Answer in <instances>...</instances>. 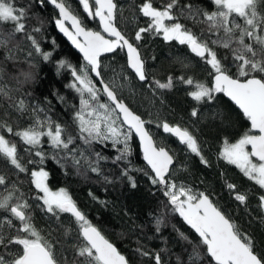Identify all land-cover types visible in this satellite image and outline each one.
Wrapping results in <instances>:
<instances>
[{"label": "trees", "instance_id": "obj_1", "mask_svg": "<svg viewBox=\"0 0 264 264\" xmlns=\"http://www.w3.org/2000/svg\"><path fill=\"white\" fill-rule=\"evenodd\" d=\"M68 2L84 19L87 27L98 30L96 21L87 18L78 0ZM114 2L119 8L116 25L138 47L150 79L154 77L164 82L169 75L184 76L211 87V76L206 65L186 45L164 41L162 35L155 33H143L142 40L135 41V32L146 26L147 18L139 12V6L147 0ZM152 2L160 8L167 0ZM14 3L16 7L26 9L27 19L24 22L27 34L38 40L42 52L51 55L48 60H44L25 34H15L12 24L0 23V122L7 121L18 129L27 127L33 116L50 118L54 124L58 123L65 129V135L71 134L76 138V143L70 145V148H79L93 165L96 164V153L107 157L99 161V174L90 170L79 153L80 166L74 167L71 159L63 165L55 159H47L43 167L49 173V187L53 191L61 188L68 191L89 222L126 257L129 264H154L151 257L141 256L137 249L159 253L163 264H177V257L180 258V264H191L189 255L193 246L199 244V238L172 210L168 198L163 194V186L152 183L150 177L153 175L142 163L135 139L130 141L131 155L114 162L119 152L110 142L89 146L78 138V123L74 117L79 110L80 96L69 85L73 79L71 70L84 68L85 64L55 32L54 9L45 1L41 4L40 0H14ZM179 3L209 12L215 10L211 0H179ZM174 11L179 15L182 25L197 36L204 33V39L217 52L218 58L225 65H231V72L235 74L231 52L211 45V39H216V36L207 32L206 23L198 22L203 17L193 19L187 14V9L184 14H180L179 6ZM36 28L39 31H34ZM61 61L71 65V69L60 68ZM100 71L103 81L113 88L126 105L144 120L153 121L146 127L156 142L174 158L170 168L171 182L190 188L194 193L203 192L208 195L215 206L237 225L239 231L254 241L256 254L264 256V209L260 207L264 189L245 177L235 165L219 157L224 139L233 143L245 132H249L246 119L221 94H215L214 99L203 103L193 101L187 93L194 88L179 82L171 90H156L153 94L149 87L126 68L121 50L101 57ZM89 78L100 89L90 71ZM99 95L100 102L107 103L101 91ZM21 100L28 109L24 113L16 108ZM194 107L198 110V117L190 115ZM165 121L170 125L187 128L195 136L207 165L174 136L160 131L156 124ZM4 134L10 140L16 139ZM44 147L51 154L47 143ZM19 151L27 159L23 145H20ZM27 167L34 168L33 165ZM125 172L127 175H124ZM0 174L7 176L8 189L15 183L19 189L16 195L21 192L25 194L24 199L31 204L30 213L34 225L53 245L61 264H74L81 259L76 255V248L82 238L78 235L79 229L74 218L65 213L61 214L60 220H56L38 207L42 202L34 199L37 192L29 182L30 176L16 174L3 160H0ZM133 182L135 187H132ZM227 183L236 186L233 193L229 192ZM236 193L246 195V204L235 200ZM7 195L5 186H0V197ZM5 217L7 214L0 211V223H3ZM158 218L162 220L159 226L156 224ZM200 248L203 249V246L200 245ZM6 251L0 247V252ZM201 256L204 261L210 260L203 251Z\"/></svg>", "mask_w": 264, "mask_h": 264}, {"label": "snow or ice", "instance_id": "obj_2", "mask_svg": "<svg viewBox=\"0 0 264 264\" xmlns=\"http://www.w3.org/2000/svg\"><path fill=\"white\" fill-rule=\"evenodd\" d=\"M211 2L215 10L209 12L190 4L180 5L179 0H167L160 8L155 7L152 0H147L139 6V12L147 18L146 26L140 27L134 36L135 41H140L143 33H155L162 35L164 41L186 45L206 65L212 77V86L208 87L184 76L169 75L164 82L154 77L150 79L138 47L116 25L119 8L114 0H78V5L87 14V18L98 20L100 30L87 27L68 0H48L58 10L56 27L82 53L85 61L84 68L71 70L75 83L69 85L80 96L79 110L74 117V121L78 123V138L89 146L93 143L110 142L119 152L114 162L131 155L130 141L133 136L139 139L143 158L154 173L150 177L152 183L163 186V194L168 198L172 210L199 237V244L193 246L189 255L191 264H197L198 261L201 264H264V256L255 252L254 241L242 234L208 195L203 192L194 193L190 188L171 182L170 167L174 158L165 147L156 142L146 127L153 121L144 120L126 105L113 88L103 81L100 71L101 57L104 54L126 50V67L153 94L156 90H171L179 82L194 88L187 94L197 103L214 99L216 93L228 97L250 122V131L245 132L234 143L224 139L219 157L228 164L235 165L245 177L264 189V0ZM40 3L43 4L44 0H40ZM178 6L180 14H184L187 9V14L193 19L203 17L198 22L206 23L207 32L216 36V39H211V45L231 52L235 74L231 72V65H225L218 58L217 52L204 39L203 32L197 36L179 22V15L174 11ZM26 19V9L16 7L14 0H0V23H10L13 25V33L25 34L35 51L41 53L44 60H48L51 54L42 52L38 40L27 34L24 22ZM34 31H39V28ZM59 67L71 69V65L65 61H61ZM89 71L101 78L103 94L110 103L100 102V89L89 78ZM16 108L21 113L28 110L23 100L19 101ZM190 115L198 117V110L194 107ZM156 126L162 128L164 133L178 138L181 144L200 157L202 163L208 164L201 154L197 139L187 128L170 125L166 121L157 123ZM4 133L16 139L10 140ZM45 143L51 154L45 150ZM75 143L76 138L71 134L65 135V129L58 123L54 124L50 118L33 116L27 127L18 129L7 121L0 122V160L10 165L16 174L30 176L29 182L37 192L34 199L42 202L38 207L56 220H60L61 214H70L78 225V235L82 240L76 248V255L81 259L74 264H129L126 257L89 222L68 191L64 188L53 191L49 187V173L43 167L47 159H55L62 165L71 159L75 167L81 165L83 158L92 172L100 173L99 161L106 160L107 157L96 153V164L93 165L79 148H70ZM20 145H23L27 159L20 154ZM77 153L81 158H78ZM27 165H33L34 168L30 169ZM7 185V176L0 174V186H5L8 191L7 196L0 197V211L7 214L3 223H0V247L7 250L0 252V264H61L53 245L34 225L30 213L31 204L24 199L25 194L21 192L16 195L19 189L15 183H12L11 189ZM132 187H135V182ZM226 187L233 193L236 186L227 183ZM234 198L246 204L245 194L236 193ZM260 207L264 209V195L260 197ZM161 223L162 220L158 218L156 224L159 226ZM5 232L8 234L5 235ZM181 237L187 240L183 234ZM202 251L206 252L209 261L203 260ZM137 252L141 256L151 257L154 264H163L159 253L152 254L142 249H137ZM177 264H180L179 257Z\"/></svg>", "mask_w": 264, "mask_h": 264}, {"label": "water", "instance_id": "obj_3", "mask_svg": "<svg viewBox=\"0 0 264 264\" xmlns=\"http://www.w3.org/2000/svg\"><path fill=\"white\" fill-rule=\"evenodd\" d=\"M45 2H47V4L51 7V8H53L54 9V11H55V13H56V19L58 18V10L57 9H55L54 8V6L53 5H51L50 3H48V0H44ZM96 21V24H97V28H98V30H100L99 29V26H98V20H95ZM53 26H54V30H55V32L57 33V35L58 36H60L63 40H64V42L76 53V54H78V56L80 57V59L83 61V63L85 64V61L83 60V56H82V53H80L79 52V50L77 49V48H75V46L72 44V42L62 33V32H60V30L56 27V25H55V22H54V24H53ZM123 52V54H124V59H125V66H126V50L125 51H122ZM112 53H106V54H104L103 56H107V55H111ZM102 56V57H103ZM195 56V55H194ZM196 58H198V57H196ZM127 68V67H126ZM128 69V68H127ZM130 72H132L131 71V69H128ZM90 74H91V76H92V78L97 82V84H98V86H99V88H100V91H101V93H102V95H103V97H104V99L107 101V103H110L108 100H107V97L103 94V84H101V82H100V80H101V78L100 77H96V75H95V73H92V72H90ZM211 82H212V77H211ZM211 86H212V83H211ZM216 94H221L222 96H223V98L225 99V100H227L241 115H242V117H243V114L241 113V111L238 109V107L234 104V102H232L228 97H226V96H224L222 93H216ZM245 118V117H244ZM246 119V118H245ZM246 121H247V119H246ZM247 124H248V128H249V131H250V122L249 121H247ZM160 131L163 133V134H168V133H164L163 132V130H162V128H160ZM253 134H255V133H253ZM169 135H171V134H169ZM172 136V135H171ZM133 138L135 139V141H136V143H137V145H138V148H139V150H140V152H141V160H142V163L147 167V169L150 171V173L154 176V173H152L151 172V169H150V167L147 165V162L144 160V158H143V152H142V148L140 147V144H139V139L137 138V137H135V136H133ZM176 138V137H175ZM176 140L177 141H179L178 140V138H176ZM250 150V149H249ZM171 168V167H170ZM177 214V216L183 221V223L187 226V228L188 229H190L197 237H198V235L194 232V230L193 229H191L190 228V226L189 225H187L186 224V222L183 220V218L182 217H180L179 216V214L178 213H176ZM70 215V214H69ZM82 238V237H81ZM199 238V237H198ZM206 253V252H205ZM210 259V258H209ZM213 264H214V262H212Z\"/></svg>", "mask_w": 264, "mask_h": 264}, {"label": "rangeland", "instance_id": "obj_4", "mask_svg": "<svg viewBox=\"0 0 264 264\" xmlns=\"http://www.w3.org/2000/svg\"><path fill=\"white\" fill-rule=\"evenodd\" d=\"M72 83H75V80H74V78L72 79V82H71V84H72ZM234 142H236V141H234ZM234 142H233V143H234ZM55 191H56V190H55ZM57 191H58V190H57ZM41 195H42V194H41Z\"/></svg>", "mask_w": 264, "mask_h": 264}, {"label": "flooded vegetation", "instance_id": "obj_5", "mask_svg": "<svg viewBox=\"0 0 264 264\" xmlns=\"http://www.w3.org/2000/svg\"><path fill=\"white\" fill-rule=\"evenodd\" d=\"M248 130H249V128H248Z\"/></svg>", "mask_w": 264, "mask_h": 264}]
</instances>
